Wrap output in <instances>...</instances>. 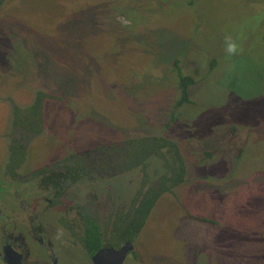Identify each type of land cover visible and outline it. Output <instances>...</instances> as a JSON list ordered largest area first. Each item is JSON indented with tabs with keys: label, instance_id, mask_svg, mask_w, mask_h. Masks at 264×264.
Segmentation results:
<instances>
[{
	"label": "rangeland",
	"instance_id": "rangeland-1",
	"mask_svg": "<svg viewBox=\"0 0 264 264\" xmlns=\"http://www.w3.org/2000/svg\"><path fill=\"white\" fill-rule=\"evenodd\" d=\"M227 35L239 55L225 52ZM180 74L195 79L182 105ZM0 84L18 106L50 95L43 129L10 163L27 153L19 180L104 143L164 136L187 172L148 216L140 261L264 264V0H5ZM9 103L0 102V136L14 129ZM5 154L0 137L2 165ZM143 178L138 168L81 179L48 216L77 221V205L127 204ZM124 264H136L132 252Z\"/></svg>",
	"mask_w": 264,
	"mask_h": 264
},
{
	"label": "trees",
	"instance_id": "trees-1",
	"mask_svg": "<svg viewBox=\"0 0 264 264\" xmlns=\"http://www.w3.org/2000/svg\"><path fill=\"white\" fill-rule=\"evenodd\" d=\"M194 83L192 76L180 74L182 97L178 104L191 102L189 91ZM41 99L42 93L28 111L18 112V118L25 119V123L31 126L29 129L36 133L41 132L43 126ZM17 147L12 149L14 157L27 148L26 145ZM79 153L69 157L63 167L41 168L37 173L43 174L42 182L46 185H59L69 180L70 186L84 178L113 176L136 168H141L144 175L142 187L127 204L113 205L110 210L103 212L79 205V220L87 221L83 240L91 252L103 246V240L108 245L117 247L126 241L135 240L157 200L164 193L171 192L172 188L181 185L187 172L178 144L163 136H145L112 142ZM14 161L12 158V163ZM159 162L160 168L150 169L151 165ZM101 217L103 219H100ZM113 235H117L118 239Z\"/></svg>",
	"mask_w": 264,
	"mask_h": 264
},
{
	"label": "flooded vegetation",
	"instance_id": "flooded-vegetation-1",
	"mask_svg": "<svg viewBox=\"0 0 264 264\" xmlns=\"http://www.w3.org/2000/svg\"><path fill=\"white\" fill-rule=\"evenodd\" d=\"M4 1L0 0V5ZM117 19L119 21L122 20L124 24L134 23L125 15L119 16ZM0 87V102L10 101L8 105L12 104L14 106V115L12 114L11 116L12 118L14 117L12 124L14 125V129L13 131H9L7 135L2 134L0 136L6 145L5 160L3 165L0 163V264H85L78 256L80 254L88 260L89 264H94L93 256L100 249L104 247H116L119 249L124 246L128 241L117 247L108 245L103 240V246L91 252L83 240L86 233L85 224H87V221H74L71 219L72 216L67 215L61 210V213L56 214L58 217L55 214L48 216L51 211L58 209L59 204L64 205L63 195L67 191L66 185L69 186V180L59 185H46L42 182L43 174L38 173L32 176L33 180H19L18 170L22 168L28 153V145L22 142L25 141L23 137L25 138L29 134L37 133L29 129L31 126L25 123V119L18 118V112L20 110L28 111L35 104L41 93L44 109L45 99L50 95L45 91H40L30 105L18 106L15 101L18 95H10L8 91L4 93L5 88L3 89L1 84ZM43 127L44 123L42 129ZM20 133H22L21 136ZM9 138H11L10 142H8ZM19 145H27V153L21 163L10 166L12 158H15L12 149L17 146L19 147ZM84 151L79 152L82 153ZM79 152L76 154H80ZM22 153H17L16 158H19ZM141 185L134 195L142 187ZM24 189L25 193H23ZM104 206H107L109 210L112 208L110 204H104ZM78 207L79 205L75 206V217L80 219L81 216L77 212ZM154 209L155 206L151 214L154 212ZM100 219L103 218L101 217ZM140 233L135 240H129L134 244V249L131 252L136 264H144L140 261L141 256L138 252H135L137 238L141 236ZM110 234L112 233L110 232ZM113 237L118 239L117 235H113ZM156 262H160V264L164 263V261L159 260H156ZM156 262L153 264H156Z\"/></svg>",
	"mask_w": 264,
	"mask_h": 264
},
{
	"label": "water",
	"instance_id": "water-1",
	"mask_svg": "<svg viewBox=\"0 0 264 264\" xmlns=\"http://www.w3.org/2000/svg\"><path fill=\"white\" fill-rule=\"evenodd\" d=\"M134 249L132 241H128L121 248L104 247L94 256V264H123L128 254Z\"/></svg>",
	"mask_w": 264,
	"mask_h": 264
},
{
	"label": "clouds",
	"instance_id": "clouds-1",
	"mask_svg": "<svg viewBox=\"0 0 264 264\" xmlns=\"http://www.w3.org/2000/svg\"><path fill=\"white\" fill-rule=\"evenodd\" d=\"M242 48L237 44L230 35L225 36V52L228 56L239 55L242 52Z\"/></svg>",
	"mask_w": 264,
	"mask_h": 264
},
{
	"label": "crops",
	"instance_id": "crops-1",
	"mask_svg": "<svg viewBox=\"0 0 264 264\" xmlns=\"http://www.w3.org/2000/svg\"><path fill=\"white\" fill-rule=\"evenodd\" d=\"M161 261V260H160Z\"/></svg>",
	"mask_w": 264,
	"mask_h": 264
}]
</instances>
